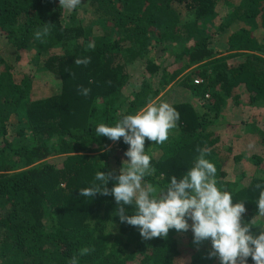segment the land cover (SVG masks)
<instances>
[{
    "label": "trees",
    "instance_id": "trees-1",
    "mask_svg": "<svg viewBox=\"0 0 264 264\" xmlns=\"http://www.w3.org/2000/svg\"><path fill=\"white\" fill-rule=\"evenodd\" d=\"M42 24L50 25L49 35L36 39ZM222 36H228L225 54L212 47ZM0 38L16 51L14 60L28 54L35 71L60 83L56 94L42 97L34 77L16 78L0 50V264H69L73 257L78 264H177L183 255L189 264H219L210 241L187 254L182 241L196 243L185 232L144 240L114 215L112 196H79L97 171L118 175L127 160L123 139L97 137L96 126L136 114L179 80L213 119L190 100L171 104L179 120L163 144L146 140L155 171L145 179L166 187L193 166L197 149L205 150L218 187L244 202L243 222L253 221L254 234L264 230L255 202L264 157L251 158L258 175L248 185L224 180V137L211 130L242 94L251 106L264 107V0H82L73 11L60 8L59 0H0ZM160 45L166 48L155 58ZM86 58L87 64L75 63ZM81 88L90 90L87 96ZM14 117L19 136L33 137L34 145L15 146L7 138ZM248 129L264 147V129ZM238 141L226 152L240 161L242 155H233Z\"/></svg>",
    "mask_w": 264,
    "mask_h": 264
},
{
    "label": "clouds",
    "instance_id": "clouds-1",
    "mask_svg": "<svg viewBox=\"0 0 264 264\" xmlns=\"http://www.w3.org/2000/svg\"><path fill=\"white\" fill-rule=\"evenodd\" d=\"M82 0H59L60 8L73 11ZM50 25L42 26L34 33L36 39L49 35ZM94 45L89 44V48ZM90 58L76 60L87 64ZM196 84V83H195ZM87 96L89 89L81 88ZM179 113L168 102L148 103L136 114H126L113 125L99 123L96 136L111 141L123 139L128 146L118 175L96 172L91 186L79 189V196L93 199L97 194L112 196L116 202L114 215L122 224L138 229L144 240L167 237L170 230H191L193 242L210 241L211 256L219 264H264V230L254 234L253 221L243 222L246 209L244 202H234L233 194L218 187L217 168L206 158L207 152L197 149L199 155L193 166L177 178L172 176L166 187L149 183L145 178L155 169L152 157L145 150L146 140L163 144L169 138V130L176 127ZM112 182L111 188L108 187ZM259 198L258 213L264 217V185L257 184ZM191 222V223H189ZM264 229V227H261ZM88 248L81 254H87ZM69 264H78L73 257Z\"/></svg>",
    "mask_w": 264,
    "mask_h": 264
},
{
    "label": "rangeland",
    "instance_id": "rangeland-1",
    "mask_svg": "<svg viewBox=\"0 0 264 264\" xmlns=\"http://www.w3.org/2000/svg\"><path fill=\"white\" fill-rule=\"evenodd\" d=\"M227 37L222 36L219 39L217 38L215 42L212 44V47L215 48L220 54H225L228 46H227ZM166 48L165 45L156 46L155 58L162 54L163 49ZM0 50L1 53L6 56L9 63L14 67V73L16 78L20 79L23 74L32 75L34 77V85L35 89H39L42 97H49L56 94L59 89L60 83L57 81L56 77L48 73H43L41 71H35L33 67L29 64V56L28 54H24L23 58L19 61L14 60L15 56L17 55L16 51L12 49L9 45L6 46V42L4 39L0 38ZM138 74V73H137ZM187 75V72L185 73ZM184 74V75H185ZM134 76V83L136 81L142 80L140 75H136L135 72L132 73ZM182 79V78H180ZM196 79V78H194ZM198 81V80H196ZM181 80L179 82H174L170 85L167 90L162 93L159 97H157L152 103L159 104L161 102H168L170 105L176 103L180 100H190L191 93L188 89H184L179 86ZM196 83V82H194ZM133 87V86H131ZM130 90L132 88H127L125 91V95L130 94ZM241 92L243 93L242 89ZM249 98L246 94H242L240 97V105L235 107V104L232 100L228 102V107L222 111L221 118L217 120V123L212 126V129L217 134H222L224 137V141L220 146L219 153L221 154V160H223V169L228 175L224 180H233L240 181L242 186H246L249 184L252 179L258 175L256 169L257 167L251 160L252 157L255 155L264 157V147L258 144V139L260 138L258 132L255 134L252 133L250 129H248V125H251V129L254 128L256 131H261L264 129V107H254L256 105L249 104ZM195 105H201L200 110L201 112H209L210 119H213V114L207 108H202V102L190 100ZM206 114V113H205ZM248 124L244 127L243 125ZM19 121L14 117L8 126V135L7 138L13 143L15 146L20 145L21 143L27 145H34L36 142L33 137H30L26 140L23 137L19 136ZM251 131V133H249ZM30 136H32L29 133ZM234 139H240V141L235 143L234 146V153L233 155H242V160L237 161L233 158V156L228 158L227 148H229L230 143L233 144ZM118 142H114L112 147L116 146ZM236 144H238L236 146ZM219 146V145H218ZM116 168V167H115ZM264 220V217L262 218ZM184 233V237L188 239V236L191 237V242L193 239V234L191 230H189L188 234ZM182 246L185 249L184 253L190 254L195 253L200 247V244H196L195 247H192L190 244H187L184 240L182 241ZM193 249H196L193 250ZM194 251V252H193ZM196 254V253H195ZM190 261H187V257L185 255L181 256L177 264H189ZM136 264H139L137 262Z\"/></svg>",
    "mask_w": 264,
    "mask_h": 264
},
{
    "label": "built area",
    "instance_id": "built-area-1",
    "mask_svg": "<svg viewBox=\"0 0 264 264\" xmlns=\"http://www.w3.org/2000/svg\"><path fill=\"white\" fill-rule=\"evenodd\" d=\"M196 82V84H198L200 81L198 80V81H195Z\"/></svg>",
    "mask_w": 264,
    "mask_h": 264
}]
</instances>
